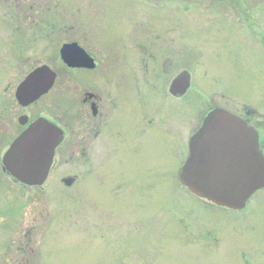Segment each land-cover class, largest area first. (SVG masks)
I'll return each instance as SVG.
<instances>
[{"label": "rangeland", "instance_id": "obj_1", "mask_svg": "<svg viewBox=\"0 0 264 264\" xmlns=\"http://www.w3.org/2000/svg\"><path fill=\"white\" fill-rule=\"evenodd\" d=\"M84 32L109 78L91 133L61 83L59 50ZM47 63L59 83L19 110V82ZM244 105L264 111V0H0V133L13 129L0 138V264H264V190L235 211L180 182L205 115ZM22 113L68 129L41 188L1 172Z\"/></svg>", "mask_w": 264, "mask_h": 264}, {"label": "water", "instance_id": "obj_2", "mask_svg": "<svg viewBox=\"0 0 264 264\" xmlns=\"http://www.w3.org/2000/svg\"><path fill=\"white\" fill-rule=\"evenodd\" d=\"M63 61L71 67L94 68V59L78 43L61 48ZM57 73L50 65L38 66L19 84L16 97L28 106L54 87ZM191 86L184 71L170 85L174 96L185 95ZM189 140V156L180 172V181L191 193L212 204L232 210L247 207L249 199L264 188V154L258 132L235 113L215 107ZM63 130L44 117L32 122L11 144L3 157L4 166L19 182L42 186L49 176ZM72 186L76 177L63 178Z\"/></svg>", "mask_w": 264, "mask_h": 264}, {"label": "flooded vegetation", "instance_id": "obj_3", "mask_svg": "<svg viewBox=\"0 0 264 264\" xmlns=\"http://www.w3.org/2000/svg\"><path fill=\"white\" fill-rule=\"evenodd\" d=\"M84 31H88V29H84ZM84 33L85 34H79L78 35L79 39L76 38L75 41L71 40L70 42H77L81 47H83V49H85L87 51V53L93 57L94 61H96V67L89 69L86 67H80V68L79 67H70V66L65 64V66L68 68V71H70L71 73L69 72L66 74V76H64L63 79L61 78V80H62L61 83L63 85L62 87L64 89V92H70V91L72 92L73 91V93L77 95V99L75 100V102L77 104H79V110L81 111L80 115L84 119V120L82 119V121H83V123H85L84 125L86 126L87 131H89L91 133L93 131V129L98 127L97 121H95V120L97 118L103 116V112L107 108V103H105L106 102V96L104 95L105 92L102 91V88L104 87L103 85L106 82H109V78H107L108 75L97 74L98 73L97 67L99 65V60L97 59L96 55L91 50L87 49L83 45V44H87V41L90 40L88 38V33L87 34H86V32H84ZM82 40H86V42L84 43ZM90 42H92V40ZM24 59H26V57H24ZM60 59H61V51H60ZM61 61H62V59H61ZM31 71L26 73V76L24 79L27 78V76L29 75V73ZM55 72L57 73V71H55ZM78 72H80V74H77ZM72 74L76 75V77H72ZM60 75H61V73L58 72L56 82L54 83L55 86L52 88V90L57 86V83H59ZM23 80H21L19 82V84ZM111 80L112 79H110V81ZM111 83H112V81H111ZM19 84H18V87H19ZM17 88H16V90H17ZM52 90H50V91H52ZM15 94H16V92H15ZM15 94H14V96H15ZM15 99H16V102L18 103L17 107L19 110L24 109V110L28 111V109L30 107H32L33 105H35L37 103L36 102V103L29 104L28 106H23L18 102L16 96H15ZM244 106H245L244 109L240 112H236L234 110H232V111H234L240 118L244 119L248 123L249 126H251L252 128H255L257 130L258 139H259V149L264 154V111L263 110L261 111L260 108L250 107L248 105H244ZM39 117H45V116H42L39 114L34 119H31V117H29V115H27L26 113L20 114L18 116V123H19L20 131L17 133V135H15L12 138V140L10 139L11 140L10 145L12 144V142L14 140H16V138L18 137L19 134H21L23 131H25L27 129V127H29V125L32 122L38 120ZM91 120H93V123L89 122ZM56 124L63 128L64 137H65L67 135V132H68L67 126L62 124V123L61 124L56 123ZM91 127H93V128L91 129ZM2 131L4 132L5 135H8V133L13 132V129L9 128L6 130V129L2 128ZM89 132H88V134H89ZM4 134L0 133V138L3 137ZM64 140H63V142H64ZM59 147H58V149H59ZM58 149H57V151H58ZM56 155H57V152L55 154V157H56ZM55 157H54V159H55ZM55 162H56V159L52 165V168L54 167ZM52 168H51V171H52ZM1 172H2V175L10 178V175L4 169L2 159H1Z\"/></svg>", "mask_w": 264, "mask_h": 264}]
</instances>
